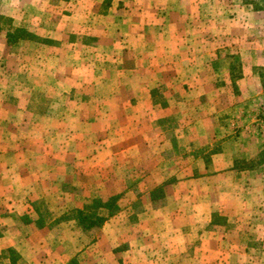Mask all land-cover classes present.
<instances>
[{
	"label": "crops",
	"instance_id": "crops-1",
	"mask_svg": "<svg viewBox=\"0 0 264 264\" xmlns=\"http://www.w3.org/2000/svg\"><path fill=\"white\" fill-rule=\"evenodd\" d=\"M40 1L32 0L31 5H27L32 16L37 15L35 10L41 7ZM100 2L101 0H69L65 3L71 9L68 23H77L73 16L77 15V11H83V25L93 30L101 28L103 36L99 39L107 45L103 52L105 55L108 52L115 55L116 65L111 70L114 79H103L100 85L109 90L93 99L92 95L83 96L77 90L74 91L77 94H73L72 89L69 97H65L63 113L59 110L47 113L46 117L53 127L46 129V132L62 137V142L57 145L58 149H55V156L49 160V170H46L49 178L45 179L49 181L51 191L43 189L44 192H31L34 196H30L33 189L31 185L36 186L35 190L41 185L42 179L39 177L41 170L45 172L41 169L44 162L39 158L38 149L24 147L21 149L22 153L28 150L38 153L31 161L26 162L27 166H20L23 177L10 178L9 183L0 178V202L13 201L12 195L15 192L11 194V189L21 192L23 188L30 189L27 193L31 201L52 202L53 196L57 194L53 191L56 185L78 184L76 176L68 175L74 174L77 169V175L82 181L84 179V183L95 182L101 185L103 181L97 182V177L92 172L98 176L103 169H114L122 155L129 169L144 171V175L138 180L129 175L127 178L123 177L120 183L123 184V190H127L126 196L134 201L141 191L137 186L149 185L147 193L142 195L143 209L135 210L129 206V216H138L139 219L143 217L140 221L144 223L146 232H163L166 239L170 240L168 247L182 251L187 248L189 239L194 234H213L220 228L212 223L214 215L229 222L231 217L249 215L261 202L264 205V171L257 173L233 169L236 160H252L259 153V148H264L262 130L257 129L258 115H253L256 110L260 112L264 103L261 78V73L264 72V47L260 45L261 42L264 43V34L259 32L255 36V33L247 31L249 20L252 17L259 19L264 11H252L239 19L240 12L237 9L236 15L232 13L233 17L228 19V16L223 15L216 18V0H115L109 7V13L104 16L98 11ZM88 9H95V15H89ZM187 9L191 10L190 16L185 14ZM162 11L166 13L163 17L157 13ZM175 12L177 15L174 18ZM15 23L18 24L19 20L16 19ZM156 24H161L164 28L159 27L153 32ZM256 24L262 28L264 21L260 20ZM167 26L172 27L173 31L166 29ZM191 26H194L191 31H186L185 27ZM68 35L55 33L49 38L58 41L66 39L67 44L53 45L69 46L66 54L68 52L72 56L70 48L76 45L68 40ZM223 40H231L240 57L238 75L230 64L232 58H225L228 62H222L223 66L221 62L216 63V59L220 58V52H217L219 41ZM85 48V44L79 45V49ZM124 55H128L133 64L129 63L128 67L121 65ZM52 56L57 58V54ZM8 57L5 35L0 34V69L5 74L9 72L4 60ZM39 58V55L32 57L31 62H37ZM42 61L40 58L34 66L27 67L31 71L29 74H51V68ZM79 66L77 63L73 64L69 77L62 73L59 75L60 80L64 83L66 80L73 81L67 84H71L72 88L81 85L82 88L85 82L81 80L83 78L80 74L84 70ZM34 69L38 72H33ZM55 70L57 69L53 71ZM58 70L63 72L60 68ZM220 71L223 77L217 80L216 74ZM18 73L13 72L16 79ZM160 88L182 95L180 101L166 100L168 105H175V109L171 106L167 109L166 116H177L182 124L184 122L174 130L170 139L178 150L174 161L175 171L167 178L162 174V168L168 161L162 153L172 147L165 139L167 131L153 133L146 127L141 128L144 125L142 120L150 119V111L154 107L152 91ZM91 98L100 111L83 113L77 110L78 104L91 103ZM1 105L11 106V103L2 101ZM187 106H191L186 108L191 115L188 119L184 117ZM219 106L234 108V118L224 124L220 123L217 111ZM247 106L253 107L247 109ZM147 110L150 111L146 113ZM13 115L18 117L17 114ZM13 117L10 116L12 119ZM8 118L0 113V122ZM4 135L6 133L0 129V137L3 138ZM155 144L161 149L158 153L153 152L152 146ZM3 148L2 146L0 149V167L6 168L9 164ZM59 157L62 158L60 162ZM153 161L156 163L153 164ZM19 163L20 161H16L10 166L17 168L15 164ZM29 167L31 170H28ZM131 184L132 188L125 187ZM158 188L162 189V198L156 202L151 194ZM6 218L8 217H0L3 228L0 252L9 247L20 250L14 238L9 236L10 223Z\"/></svg>",
	"mask_w": 264,
	"mask_h": 264
},
{
	"label": "rangeland",
	"instance_id": "rangeland-1",
	"mask_svg": "<svg viewBox=\"0 0 264 264\" xmlns=\"http://www.w3.org/2000/svg\"><path fill=\"white\" fill-rule=\"evenodd\" d=\"M31 1L0 0V15L11 18L15 28H23L33 34L36 40L47 41L46 43L26 41L21 43L16 50L15 47L10 48L7 46L9 57L4 60L9 72L5 74L0 69V113L5 114L9 118L0 122V129L6 133L3 138L0 137V149L2 146L4 147L3 150L6 152L5 156L9 166L6 168L0 167V178H2L3 182L9 183L10 178L23 177L20 166H27L26 162L31 161V158L38 153H32L31 150L22 153L21 149L24 147L39 150V158L44 162V165L41 164V169H44L45 172L40 171L39 179L43 181L41 180V185L36 190V186L33 187V185H31L32 191L29 188H23L21 192H19L20 190L17 192L11 189V194L15 192L12 195L13 201L7 203L4 200L0 202L1 216L9 219V236L14 238L15 244L20 248V250H16L13 247H9L15 252L7 253L5 256L10 257L13 264H264L263 202H261L260 206H255V210L251 211L247 216L244 215L241 218L231 217L229 222L225 218L218 220L220 223L215 226L220 228L213 234L210 232L194 234L192 238L190 237L187 248L182 251L169 248L167 244L170 240L166 239L163 232L157 233L153 230L152 232L149 230L146 232L143 227L144 223L140 221L143 217L139 219L138 216H129L127 210L129 206H132L135 210L143 209L144 198L142 195L147 193L149 185L141 184L137 186L141 191L134 201L126 196L127 190L124 191L123 184L120 183L123 181V177L127 178L129 175L132 179L138 180L144 175V171L143 169H129L126 159L122 155L117 167L114 169H103V172L98 173V176H96L94 171L92 172V175L97 177V182L103 181L101 185L95 182H93L94 184L90 182L84 183V179L82 181L77 175V169V172L68 175L76 176L78 184L61 183L55 186L53 190L54 193H57L55 196L58 195L61 199H57L59 197L55 196H53L52 202L44 200L31 201L29 199V194L27 193L29 191L36 194H39L40 191L44 192L43 189L51 191L49 190L50 183L45 179V177L49 178L46 170H49L47 169L49 160L52 156H55V149H58V143L62 142V137H55L53 134L46 132V129L53 127L52 122L46 117L47 113L52 114L58 110L63 113L65 110V97H69L72 89L73 94H77L74 92L77 90L83 96L89 97L92 95L93 99L102 96L101 94L109 89L100 86L101 80L114 79L111 70L116 65L115 55L111 52L105 55V52H103L107 45L103 44V41L99 39L103 36L101 28L98 27L93 30L83 25L84 23H82L81 19L85 17L83 11H77V15L73 16V18H76L75 21L77 23H68L71 9L65 2L69 0H41V7L35 10L37 15L33 16L31 15V9L27 7ZM216 1L218 3L215 8L216 18H221V15H223L231 19L233 17L231 14L236 15L237 9L240 12L239 19L245 17L243 14L251 13L252 11H264V0ZM114 2L115 0H101L98 10L99 14L107 15L109 7ZM95 11V9H88L87 13L94 16ZM187 11L185 14L190 16L191 10L187 9ZM157 13L161 17L166 14L163 11ZM80 14H82V17H80ZM176 15L177 12L173 14V17L175 18ZM155 16L157 15L155 14ZM261 16L259 19L252 17L249 20L250 25L247 27V31L255 33V36L259 32L264 34V26L261 28L256 24L260 20L264 21V12ZM14 17L19 20L18 24L15 23L16 19ZM159 27L164 28L163 25L156 24L153 26L152 31L158 30ZM193 27L185 28L186 31H191ZM168 30L173 31V28L169 27ZM179 31H182V29ZM192 32H194V29ZM55 33L69 34L68 40L70 39L76 45L70 48L72 51L70 53L73 57H76L75 60L72 56H69L68 52L66 54V48L68 49L69 46L56 45L54 47V43H66V39L58 41L49 38V36H54ZM0 34L6 36L4 31ZM80 44H85V50L79 49ZM42 45H49V48ZM260 45L264 47L263 42ZM109 47L111 46L109 45ZM217 52H220V58L216 59V63L221 62V66H223V63L228 62L225 58H232L230 64L233 65L235 74L238 75V66L241 65V62L231 40L219 41ZM55 54H57L56 59L52 56ZM37 55L43 59L44 65L51 68V74H29L31 71L26 68L31 67V65L34 66L38 62L40 58L36 60L37 62H31V58ZM121 61V65L124 67L133 64V60L128 55H124ZM76 63L84 70V73L80 74L81 78H83L81 80L85 82L82 88L81 85H76L72 88L71 84H67V82L73 81L66 80L64 83L59 76L63 73V75L66 74L69 77L71 74L69 72L70 68ZM58 68L63 72L59 71ZM54 69L57 70L53 71ZM34 70L33 72H38L37 69ZM13 72H19L18 79L13 75ZM222 74V71L217 73L216 79H222ZM261 75L264 81V72ZM211 79L212 77L210 76L209 80ZM152 96L153 102L155 101L154 107L151 111H146V113L150 111L151 117L149 120H142L144 125H141V128L146 127L153 133L160 130L167 131L165 139L169 146H172L170 150L168 149L169 151L165 149L162 153L163 157L168 160L163 166L164 168H162V174L164 178H167L175 171L176 165L174 161L177 159L178 150L174 148L170 139L174 134V130L179 127V124L183 125L184 122L182 124L177 116H166L167 109H170V106L173 108L175 106L168 105L166 100L180 101L182 95L167 88H160L159 90H153ZM92 98L90 100L91 103L78 104L79 108L77 110L83 113H97L100 111L96 109L95 101ZM2 101L10 102L11 106L1 105ZM14 101H16L15 104ZM251 107L253 106H247L246 108L249 109ZM106 108L110 109L111 107ZM186 108L189 109L191 106H187L184 109V117L188 119L191 115ZM228 108L227 106L217 107L220 115L219 122L222 124L234 118V108ZM210 110H213V106ZM13 114H17L18 117ZM254 114L258 115H256L257 129L262 130L261 135L264 139V103L260 112L258 113L256 110L253 112ZM10 116H14L13 119ZM157 145L152 146L154 153H158L161 150L159 145L158 147ZM260 151L261 148H259ZM59 160H62V158L59 157ZM16 161H20L18 165L15 164L20 169L18 171L16 167L10 166L14 165ZM152 163L155 164L156 162L153 161ZM0 166L2 165L0 164ZM28 170H31L30 167ZM68 175L66 174V177ZM125 187L130 189L132 184ZM158 189L151 194L154 199L156 198V202L162 198ZM112 193L115 194L113 195ZM30 196L33 197L34 194L31 193ZM98 196L103 198H100L102 201H107L112 196H119L116 201L118 211L112 215L104 214L105 221L102 224L92 226L85 231L73 219V216H75L74 210L90 204L92 199L99 198ZM115 215L116 217H114ZM2 231L3 228L0 223V235ZM3 260L7 262L6 259L2 258L0 264H2Z\"/></svg>",
	"mask_w": 264,
	"mask_h": 264
},
{
	"label": "trees",
	"instance_id": "trees-1",
	"mask_svg": "<svg viewBox=\"0 0 264 264\" xmlns=\"http://www.w3.org/2000/svg\"><path fill=\"white\" fill-rule=\"evenodd\" d=\"M3 31L6 33L5 37H6L7 46H9L10 48L15 47V50L21 43L26 41L27 42L33 41L39 43L47 42L46 40H42V39L36 40L33 34L25 31L23 28H15L13 26L11 18L0 15V33ZM262 83L264 87V81ZM233 169L237 171H255L257 173H261L264 170V149H262L257 154V156L252 160H236L234 162ZM158 191L160 192V196H161L162 189L159 188ZM118 197L119 196H112L107 201H102L100 198H93L90 204L83 205L81 209L74 210L75 216H73V219L85 231L89 230L92 226L95 225L99 226L105 221L104 214L112 215L118 211V206L116 204ZM102 211L103 213H101ZM223 219L224 218L222 217L220 218V216L218 215H214L212 223L217 225L220 223V221L218 220H223ZM14 252L15 251L11 248L2 251V253L0 254V260L2 258L7 260V262L3 260L2 264H13V262H11L10 257H6L5 255L7 253H14Z\"/></svg>",
	"mask_w": 264,
	"mask_h": 264
}]
</instances>
